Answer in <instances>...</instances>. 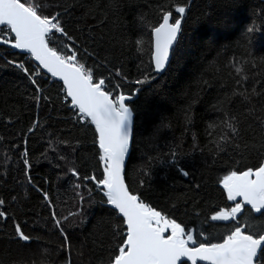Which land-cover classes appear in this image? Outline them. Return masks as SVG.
<instances>
[{
    "label": "trees",
    "instance_id": "trees-1",
    "mask_svg": "<svg viewBox=\"0 0 264 264\" xmlns=\"http://www.w3.org/2000/svg\"><path fill=\"white\" fill-rule=\"evenodd\" d=\"M39 2L42 14L61 13L78 59L93 69L95 79H106L107 90L115 93L119 84L125 95L138 91L130 103L135 114L125 173L130 190L186 230L204 231L211 242H220L231 222L209 217L233 203L220 181L264 159V127L249 114L255 107V115L264 117V0ZM177 4L188 9L170 62L158 75L149 25L160 22L162 8L178 17ZM139 37L145 41L142 51ZM3 39L0 34V211L5 213L0 264H109L120 243L114 229L122 218L95 182L84 179L103 178L95 128L78 119L62 83ZM54 40L51 46L69 54L63 45L72 41L60 34ZM237 67L243 69L239 75ZM146 76V83H136ZM253 90L259 95L250 105L239 93ZM225 113L239 121L233 143L221 139L232 135L221 123ZM56 220L69 238L67 248ZM17 224L32 237L29 242L16 238Z\"/></svg>",
    "mask_w": 264,
    "mask_h": 264
},
{
    "label": "snow or ice",
    "instance_id": "snow-or-ice-1",
    "mask_svg": "<svg viewBox=\"0 0 264 264\" xmlns=\"http://www.w3.org/2000/svg\"><path fill=\"white\" fill-rule=\"evenodd\" d=\"M187 9V4L174 5V11L178 14L174 18L172 11L162 8L160 22L155 26L149 25L153 70L156 73L163 72L169 63L182 31V21ZM43 11L44 6L39 0H0V34H13L12 39L5 38L2 43L29 53L39 67L46 69L52 77H58L63 82L66 97L70 98L78 119L95 128L103 178L97 180L93 175L85 176L84 179L96 183L97 188L103 191L106 203L122 218L121 224L114 229V235L120 237V243L116 246L115 254L111 255L109 264H264V159L258 167L233 170L220 181L227 200L233 202L232 206L222 208L209 217L213 222H231L228 234L220 242H211L204 231L186 230L176 219L170 218L146 203L139 194L130 191L125 183V158L133 136V110L126 101H130L132 96L119 91V84L115 85L114 93L107 90L105 78L95 79L93 69L86 67L78 59L74 50L75 38L64 27L61 13L45 15L42 14ZM67 11L65 9V14ZM248 31L252 32L253 27ZM56 34L72 41V45H63L69 49V54L50 46V43L56 42ZM136 44L138 51H142L145 46L143 37H139ZM15 66L28 72L23 64ZM242 71V68H236L238 75ZM116 75L119 76L120 72L117 71ZM149 79L146 76L136 83L144 84ZM242 79L246 80L247 76ZM32 83L35 85L36 80L33 79ZM239 95L251 105L252 96L259 93L253 90L252 94ZM36 99L39 101L40 97ZM256 112L255 107L249 109V114L264 127V117L255 115ZM224 115L225 119L221 123L232 135H224L221 139L226 143H233L239 135V121L236 116L229 117L227 113ZM235 147L238 148L239 144ZM217 149L224 151V147L218 143ZM24 155L26 157L27 152ZM175 155L173 152L172 156ZM24 163L28 165L27 159ZM69 171L72 176L79 178L75 168ZM183 175L187 176L188 172L184 171ZM47 198L45 194V199ZM3 203L0 200V205ZM4 216L5 213L0 211V218ZM55 223L60 228V221L56 220ZM60 230L65 241L62 247L67 248L69 238L62 228ZM15 233L20 241L29 242L32 239L22 231L19 224L15 226Z\"/></svg>",
    "mask_w": 264,
    "mask_h": 264
},
{
    "label": "water",
    "instance_id": "water-1",
    "mask_svg": "<svg viewBox=\"0 0 264 264\" xmlns=\"http://www.w3.org/2000/svg\"><path fill=\"white\" fill-rule=\"evenodd\" d=\"M22 2H23V0H22ZM13 35V34H12ZM179 36H180V34H179ZM178 39H179V37H178ZM6 45V44H5ZM7 47H9V48H11V49H14V48H12L11 47V45H6ZM51 46V45H50ZM176 46V45H175ZM175 46H174V48H175ZM14 50H17V51H19L20 53H23V54H27V55H30L29 53H26V52H23L22 50H18V49H14ZM31 56V55H30ZM171 56H172V54H171ZM171 56H170V59H171ZM32 57V56H31ZM32 59H33V61L35 62V64L38 66V62L37 61H35V59L32 57ZM169 62H170V60H169ZM169 64V63H168ZM168 66V65H167ZM167 66H166V68H167ZM39 67V66H38ZM47 76H49V77H51V78H53L54 80H57V81H59L60 83H62L63 84V82L58 78V77H52V75H51V73H48L47 72V70L46 69H42L41 67H39ZM165 68V69H166ZM164 72V71H163ZM163 72H161V73H157L158 75H160V74H162ZM156 73V72H155ZM137 95H138V91L135 93V95L134 96H132V99L130 100V101H126V103L129 105V107L132 109V107H131V105H130V103H132L136 98H137ZM68 99L70 100V98L68 97ZM70 107L71 108H73L71 105H70ZM134 125H135V114H134V112H133V136H134ZM133 136H132V141H131V143H130V147H129V153L126 155V158H125V172H124V174L126 173V167H127V163H128V160H129V157H130V155H131V151H132V145H133ZM125 183L127 184V181H126V175H125ZM96 184V183H95ZM128 185V184H127ZM129 187V186H128ZM129 190H130V188H129ZM131 191V190H130ZM108 205V204H107ZM108 206H110V205H108ZM110 207H112V206H110ZM189 264H190V262H188Z\"/></svg>",
    "mask_w": 264,
    "mask_h": 264
},
{
    "label": "built area",
    "instance_id": "built-area-1",
    "mask_svg": "<svg viewBox=\"0 0 264 264\" xmlns=\"http://www.w3.org/2000/svg\"><path fill=\"white\" fill-rule=\"evenodd\" d=\"M6 31V30H5ZM3 35V34H2ZM5 38L12 39L13 35L11 33H8L7 36L3 35Z\"/></svg>",
    "mask_w": 264,
    "mask_h": 264
}]
</instances>
